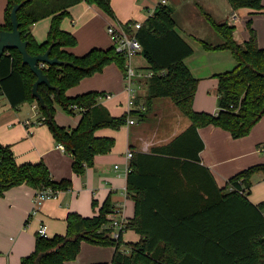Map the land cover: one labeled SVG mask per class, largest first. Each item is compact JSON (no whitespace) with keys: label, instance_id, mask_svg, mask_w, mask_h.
Returning <instances> with one entry per match:
<instances>
[{"label":"trees","instance_id":"trees-1","mask_svg":"<svg viewBox=\"0 0 264 264\" xmlns=\"http://www.w3.org/2000/svg\"><path fill=\"white\" fill-rule=\"evenodd\" d=\"M112 0H7L5 24L2 31H12L11 12L18 10L19 30L28 42L33 55L51 51L61 66L43 67L51 84L39 86L45 105L33 97L37 80L17 49L6 50L0 57V94L15 109L24 103L38 104L42 117L57 144H62L74 158L73 170L84 175L95 164L96 156L112 152L116 141L97 137L103 128L120 129L127 118L138 116L143 120L154 98L170 99L186 116L191 126L171 143L154 147L150 153H134L127 176V191L135 201V216L126 229L141 235V240L128 244L111 236L105 227L115 208L108 199L99 211L90 217L71 212L67 215V233L64 236L43 238L37 234L35 250L22 258L20 264H66L74 261L84 242L114 247L110 263L98 264H264V203L255 205L249 200L252 177L264 172V164L248 168L232 177L224 188L216 182L212 188L194 187L189 179L199 167L200 152L204 149L199 128L214 125L230 132L235 139L250 134L264 116V48L258 44L252 21L247 23L250 38L241 44L235 39V25L216 23L210 17L214 30L221 36L218 44L200 41L206 51H230L236 66L216 76L218 80V112H197L194 100L199 80L192 74L186 59L194 54L193 47L181 36L168 5H159L153 17L148 18L137 31L142 44L141 55L147 60L144 71L153 72L151 78L139 79L147 89L146 111H132L114 117L98 99L102 93L90 92L69 97L67 91L83 79L101 73L108 65L116 64L125 74L127 59L113 45L108 49L93 48L82 56L67 51L77 46V38L62 28L70 17L72 7L86 2L96 5L109 16H114ZM233 10L251 9L264 13L263 0H228ZM51 19L44 43L32 34L34 24ZM131 31V30H130ZM141 99V97H139ZM74 114V106L83 110L77 128L67 129L55 120L56 107ZM79 111V110H78ZM146 165V166H145ZM206 173L211 177L209 171ZM187 181L185 182V180ZM212 179V178H211ZM1 196L8 190L26 185L35 190L52 188L67 191L70 180L55 181L45 162L18 164L12 147L0 143ZM94 204V208H95ZM129 247V251L123 247Z\"/></svg>","mask_w":264,"mask_h":264},{"label":"crops","instance_id":"crops-1","mask_svg":"<svg viewBox=\"0 0 264 264\" xmlns=\"http://www.w3.org/2000/svg\"><path fill=\"white\" fill-rule=\"evenodd\" d=\"M141 2L112 0L114 16H109L98 6L86 2L72 7L70 17L62 22V28L72 33L78 44L66 50L82 56L93 48L112 47L113 43L107 33L108 26L145 20L146 16L142 10L152 5L146 6ZM7 4V0H0V25L5 24ZM234 13L238 15V21L233 23L230 19ZM226 21L235 25L234 36L241 44L250 38L247 23L252 21L257 32L258 44L264 48V13H255L248 8L233 10L230 6ZM50 26V18L32 26V34L39 43L46 41ZM181 36L190 44L188 39L182 34ZM195 52L194 50V54L186 59L188 68L199 80L194 109L197 112L216 114L218 112L216 76L232 70L236 66V61L229 56L223 60L213 58L211 62H207L205 60H208L206 55L208 51H205V54L201 53L198 59H195ZM90 92L103 94L98 102L106 107L112 116L122 117L130 113V95L126 90L125 74L116 64H110L101 73L83 79L78 85L70 88L67 95L74 98ZM147 96V89L138 82L136 104L146 106ZM135 110L140 111L137 108L132 111ZM82 116L78 110L74 114H69L61 106L56 107L55 120L64 128H77ZM41 117L37 102L24 103L15 109L8 99L0 94V143L12 147L18 164L43 161L55 181L70 180L72 185L69 190L60 192L57 199L47 200L35 216L31 213L35 189L21 185L6 191L0 197V264H20L23 257L34 252L37 230L41 225L47 227L50 237L64 236L67 233L66 218L69 213L93 216L108 199L115 209L132 219L135 216L136 204L128 191L126 193L128 176L126 167L130 165L126 157L127 152L131 150L134 153H150L154 147L168 145L191 126L190 120L187 117L188 120L183 118L182 112L170 99L154 98L143 120L135 116L133 118L136 122L133 125L126 124L118 130L112 128L98 130L97 137L114 138L116 144L109 154L96 156L94 166L88 168L84 175H77L73 170V156L58 149L49 127L37 123ZM28 121L33 126L28 127L25 124ZM198 134L204 143V149L199 154L201 161L198 165L202 169H196L189 178L195 182L194 187L205 186L208 189L209 184L212 188L216 182L222 189L238 173L264 164V116L250 134L243 138L235 139L230 132L214 125L199 128ZM253 179L257 183L254 185L252 183L249 200L258 205L264 203V173L254 174L252 181ZM123 239L128 244H135L141 240V235L134 230H127L123 234ZM123 250L129 251L130 248L124 246ZM114 253V247L84 242L76 260L66 264L110 263Z\"/></svg>","mask_w":264,"mask_h":264},{"label":"built area","instance_id":"built-area-1","mask_svg":"<svg viewBox=\"0 0 264 264\" xmlns=\"http://www.w3.org/2000/svg\"><path fill=\"white\" fill-rule=\"evenodd\" d=\"M169 0H156V3L151 6L147 7V14L145 20H135L132 22H128L126 24H112L108 26L107 33L110 36V39L113 43V45L116 47V50L119 53H122L125 55L127 59V69L125 72V82H126V90L128 91L130 95L129 99V108L130 112L133 109H139L140 111H146V106L141 105L138 106L136 104L137 100V85L139 82V79H148L153 76V72L151 71H139L138 69L134 68L132 60L135 55H138L142 51V44L137 38V31L142 27L144 22L148 19L154 16L156 8L159 5H168ZM146 9V8H145ZM231 22H237L238 21V15L232 14ZM131 30V31H130ZM75 110H83L82 108L78 106H74ZM135 119L133 117H129L127 124L133 125L135 123ZM38 124H43L42 121H38ZM28 127L33 126L31 122L25 123ZM58 149L62 151H66L64 146L62 144H58ZM127 160L129 162L131 161L133 157V152L129 150L127 152ZM116 168H118L116 166ZM131 171L130 165H127L126 167V173L129 174ZM62 191L54 190L52 188H44L40 190H36V194L34 197L33 207H32V215H37L43 206V204L47 200L51 199H57L59 197V194ZM127 193V190H126ZM109 223L105 225L107 228L112 229L111 236L114 239H119L120 233L122 231H126V229L129 218L120 210L115 209L113 214H110L108 216ZM28 223H26V226ZM37 234L43 238H50V235L48 233V229L46 226L41 225L38 230Z\"/></svg>","mask_w":264,"mask_h":264},{"label":"rangeland","instance_id":"rangeland-1","mask_svg":"<svg viewBox=\"0 0 264 264\" xmlns=\"http://www.w3.org/2000/svg\"><path fill=\"white\" fill-rule=\"evenodd\" d=\"M141 1V4H146V6H153L156 3V0ZM168 6L173 10V18L177 24L178 32L189 40L191 46L196 51L195 59L200 58L201 53H206L200 41L213 44H218L222 41L221 36L214 30L208 17L216 23L226 21L230 7L228 0H169ZM142 13L146 16L147 8L142 10ZM206 55L208 60L205 61L207 62H211L213 58L223 60L229 56L233 57L230 51H208ZM132 63L134 68L144 71L141 68L146 67L147 60L144 56L138 54L133 57ZM183 118L188 120L184 115ZM252 183L254 185L257 182L253 179Z\"/></svg>","mask_w":264,"mask_h":264},{"label":"water","instance_id":"water-1","mask_svg":"<svg viewBox=\"0 0 264 264\" xmlns=\"http://www.w3.org/2000/svg\"><path fill=\"white\" fill-rule=\"evenodd\" d=\"M20 5H15L11 12V20L13 24L12 31H2L0 33V57L6 50L17 49L23 58V63L29 65L33 73L36 75L37 80L33 85V97L43 107L45 105L42 95L39 93V86L46 85L51 90L58 91V88L53 86L44 73L43 67L45 66H61L63 62L57 57L51 58V51L48 50L45 54L33 56L28 52V42L24 41L19 30L20 23L18 20V10ZM0 197H1V182H0Z\"/></svg>","mask_w":264,"mask_h":264}]
</instances>
